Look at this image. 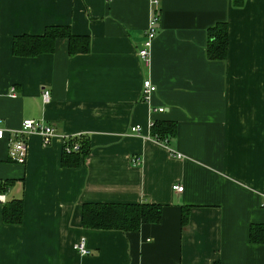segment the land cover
I'll return each instance as SVG.
<instances>
[{
	"label": "crops",
	"instance_id": "0c3cea01",
	"mask_svg": "<svg viewBox=\"0 0 264 264\" xmlns=\"http://www.w3.org/2000/svg\"><path fill=\"white\" fill-rule=\"evenodd\" d=\"M157 1L145 64L151 0H0V184L10 213L23 205L15 221L0 203V264H264V231L250 235L264 225V0ZM218 22L222 60L207 57ZM53 26L88 36L90 50L70 54L58 38L52 52L14 54L16 36ZM145 79L156 86L149 99ZM25 119L55 135L46 144L29 133L16 161L9 131ZM151 121L173 131L155 140ZM78 134L89 150L66 154L65 136ZM87 203H156L162 219L136 231L86 228ZM81 240L89 254L75 249Z\"/></svg>",
	"mask_w": 264,
	"mask_h": 264
},
{
	"label": "trees",
	"instance_id": "16d2710c",
	"mask_svg": "<svg viewBox=\"0 0 264 264\" xmlns=\"http://www.w3.org/2000/svg\"><path fill=\"white\" fill-rule=\"evenodd\" d=\"M58 38H68L70 54L85 53L90 50L88 36L73 35L67 27L53 26L40 35H19L13 43V52L18 56H36L45 52H52ZM228 43L227 24L218 22L207 29V57L222 60L225 58ZM171 123L154 124L151 134L163 139L173 131ZM81 151L76 154L87 153L88 141L81 140ZM67 154V153H66ZM72 154V153H68ZM0 190L5 191L0 184ZM16 210L10 213L9 201L6 202L5 215L9 219L20 221L23 213L22 199L17 202ZM188 207H183L182 224L187 220ZM162 219V206L156 203H125L103 204L87 203L83 208L82 222L86 228L117 229L122 231H136L143 223H159ZM264 231V225H253L250 235L253 240L259 239V233Z\"/></svg>",
	"mask_w": 264,
	"mask_h": 264
},
{
	"label": "built area",
	"instance_id": "2783aa9c",
	"mask_svg": "<svg viewBox=\"0 0 264 264\" xmlns=\"http://www.w3.org/2000/svg\"><path fill=\"white\" fill-rule=\"evenodd\" d=\"M151 4L153 5L154 9L152 10L151 16L149 17L147 28L145 29V35L142 42L141 47L138 50V55L142 59V61L145 64H149L150 56H151V47L153 44V40L157 34V29L159 26V12H158V1L157 0H151ZM156 90V86L149 80L145 79L142 82V98L149 99V96L151 93H153ZM13 97L16 96L15 89L12 91L11 94ZM43 99L45 102H49L51 99V91L49 89H43ZM158 112H163L164 108L159 107L157 108ZM154 123L151 121L149 126H153ZM131 131L139 132L140 126L134 125L131 127ZM10 137H9V157L16 161H24L27 158L28 155V146H27V140L26 135L29 133H38L42 136L44 143L48 144L52 137L55 135V129L53 126L46 124L42 120H36V119H25L22 123V127L19 130L16 131H9ZM8 133V130L5 129L1 125L0 120V139H3ZM150 137V136H148ZM151 137L155 140H160L157 136H154L151 134ZM83 139L81 134L78 135H71V136H65L64 139V152L65 153H76L81 151V140ZM139 158L134 157L132 159L133 164L139 163ZM173 189H176L177 191H181L183 189V186L180 185H174ZM7 202V195L5 191L0 190V203H6ZM262 207L264 208V195L262 198ZM75 249L82 253V254H89L90 251L86 245L85 240H81L75 244Z\"/></svg>",
	"mask_w": 264,
	"mask_h": 264
}]
</instances>
